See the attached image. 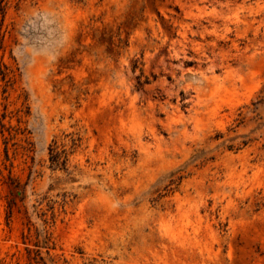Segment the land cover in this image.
Wrapping results in <instances>:
<instances>
[{
	"label": "rangeland",
	"instance_id": "374dc122",
	"mask_svg": "<svg viewBox=\"0 0 264 264\" xmlns=\"http://www.w3.org/2000/svg\"><path fill=\"white\" fill-rule=\"evenodd\" d=\"M0 264H264V0H0Z\"/></svg>",
	"mask_w": 264,
	"mask_h": 264
}]
</instances>
